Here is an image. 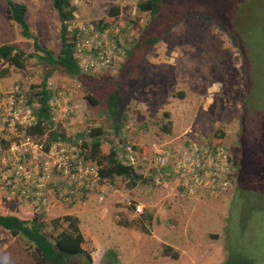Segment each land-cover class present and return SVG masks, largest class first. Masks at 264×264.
<instances>
[{
    "label": "rangeland",
    "instance_id": "374dc122",
    "mask_svg": "<svg viewBox=\"0 0 264 264\" xmlns=\"http://www.w3.org/2000/svg\"><path fill=\"white\" fill-rule=\"evenodd\" d=\"M14 1L27 6L26 19L38 42L57 54L59 18L52 0ZM70 1L74 11L68 35L74 31L79 47L86 45L85 54H75L81 72L128 89L138 72L139 82L116 133L98 107L89 105L75 78L53 72L47 81L53 129L72 138L102 126L107 131L101 152L114 143L118 149L132 145L140 177L134 185L124 176L103 181L102 200L95 193L73 202L51 194V204L62 203L64 212L55 215L51 205L37 214L43 216L47 232L60 230L53 231V218L76 216L92 264H224L231 253L264 264V0H161L163 12L156 17L139 11V0ZM112 6H118L117 16L108 14ZM4 7L5 0H0V29L9 21L2 20ZM154 21L164 27L161 38L144 54L128 56ZM6 41L33 51L32 39L18 31ZM98 42L109 62L100 59L87 69L85 62L97 55L89 49L100 46ZM43 73L35 58L27 59L22 69L0 61V87L18 85L26 95L24 122L0 131V161L34 120L32 108ZM46 136L34 139L44 146ZM190 142L219 143L228 149L237 161L230 192L189 194L151 159L154 143L174 150ZM0 186L12 198L1 179ZM128 198L140 203L142 212L132 210ZM0 230L7 233L0 231V264H43L33 245Z\"/></svg>",
    "mask_w": 264,
    "mask_h": 264
},
{
    "label": "trees",
    "instance_id": "16d2710c",
    "mask_svg": "<svg viewBox=\"0 0 264 264\" xmlns=\"http://www.w3.org/2000/svg\"><path fill=\"white\" fill-rule=\"evenodd\" d=\"M5 3L8 16L19 26L20 34L27 39H32L33 51L25 52L15 45L4 44L0 46V61H5L9 66L22 69L27 59L35 58L44 71L39 89L35 93L37 106L32 108L34 120L22 129L24 135L42 136L47 132L43 150H47L51 144L58 141L72 143L80 140L83 146L88 147L86 156L98 166L99 173L104 181H113L117 176H124L133 185L136 184L140 175L136 172L134 165L122 163L117 143L112 144L105 154L101 152L100 147L105 140L107 131L102 126L97 125L88 128L85 132L86 138L83 137V134L66 138L62 132L53 129L54 121L49 104L52 93L47 87V81L55 71L75 78L85 90V97L89 105L98 107L97 110L100 114L108 118V127L119 133L126 120V102L132 96L139 82L138 72L131 77L130 84L132 86L129 88L130 90L120 82L97 80L81 72L75 55L76 33L73 31L70 37L68 35V21L72 19L74 11V6L70 0H52V5L57 10L60 20L61 45L57 54L42 46L37 37L30 31L26 19L27 6L25 4L14 0H5ZM137 8L141 12H148L152 17H156L163 12L161 0H139ZM118 13V6H112L108 14L117 16ZM167 17L168 15L165 14L164 20ZM97 27L100 28L99 25ZM159 27L158 22L154 21L149 26L148 36L144 40L135 41L132 48L127 51L128 56L135 53L144 54L152 44L159 40L162 34L161 31L164 29L163 25ZM95 50L93 49V51ZM28 102L31 103L30 99H28ZM162 170L163 172L167 171L165 168ZM129 207L132 209L131 206ZM50 222L53 231L60 228L57 233L47 232L46 223L41 215H36L31 219H21L14 215L0 214V226L13 237H18L33 245L43 258V264H92L90 253L83 247L85 240L78 226V218L72 214H65L53 218ZM62 223H65V225H62ZM110 252L109 250L108 253ZM232 254L227 257L224 264H253L248 257L244 258ZM105 264H109V262L105 261Z\"/></svg>",
    "mask_w": 264,
    "mask_h": 264
},
{
    "label": "built area",
    "instance_id": "2783aa9c",
    "mask_svg": "<svg viewBox=\"0 0 264 264\" xmlns=\"http://www.w3.org/2000/svg\"><path fill=\"white\" fill-rule=\"evenodd\" d=\"M78 42L75 54L79 51L85 54L86 48L83 47L86 45L80 48ZM98 44L100 46L92 45L89 49H96L97 55L85 62L84 67L87 69L100 59L104 61L103 64L109 62L105 59V49ZM25 107L26 95L18 85L8 89L0 87V131L16 129L23 123ZM18 137L9 144L6 155L0 161V179L11 192L12 198L29 203L36 215L50 209L51 194L58 200L69 202L92 193L97 194L100 200L104 198V180L95 162L87 158L88 147L83 146L82 141H58L43 150L41 143L35 141L34 137ZM119 151L123 164H135L138 152L132 145H119ZM151 154L154 164L165 168L189 194L217 196L232 189L236 163L222 144L190 142L173 150L166 144L154 143ZM126 203L134 211L142 212L140 203L132 202L129 198Z\"/></svg>",
    "mask_w": 264,
    "mask_h": 264
},
{
    "label": "crops",
    "instance_id": "0c3cea01",
    "mask_svg": "<svg viewBox=\"0 0 264 264\" xmlns=\"http://www.w3.org/2000/svg\"><path fill=\"white\" fill-rule=\"evenodd\" d=\"M55 15L58 16L57 10H56ZM1 17L3 18L2 20L5 21V17H6L7 19H9V21H5L2 23V28L0 29V46L7 43V41H6L7 38L14 37L16 35V31H18V34L20 33L19 26L13 20H11L8 16L7 6L5 8V16H1ZM15 24L18 26L17 30L15 29ZM58 27H60V20L59 19H58ZM58 33H59V30H58ZM59 38H60V35H59ZM8 44L12 45L13 42H9ZM60 45H61V43H60ZM61 204L62 203L54 204V205L52 204L53 207H51V208L54 209L55 215L58 212H64V208L61 207ZM64 206L69 207V206H71V204H65L64 203ZM69 208H71V207H69ZM30 209L31 208L27 205V203L18 201L17 198H8L5 191L2 190L1 186H0V214L14 215V216H17L21 219H30L32 217H30L29 214H33L34 216H36V214H34L33 211L32 212L30 211ZM66 213H71V211H68ZM0 231H3L4 233H6L4 230H0ZM0 247L2 248L3 244Z\"/></svg>",
    "mask_w": 264,
    "mask_h": 264
}]
</instances>
